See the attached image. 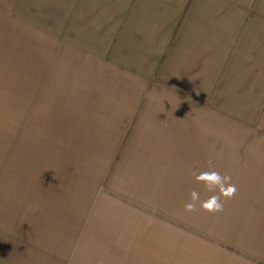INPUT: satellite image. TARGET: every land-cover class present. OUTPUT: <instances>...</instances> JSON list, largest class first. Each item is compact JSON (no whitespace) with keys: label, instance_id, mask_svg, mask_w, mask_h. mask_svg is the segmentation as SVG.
<instances>
[{"label":"crops","instance_id":"crops-1","mask_svg":"<svg viewBox=\"0 0 264 264\" xmlns=\"http://www.w3.org/2000/svg\"><path fill=\"white\" fill-rule=\"evenodd\" d=\"M0 214V264H264V0H0Z\"/></svg>","mask_w":264,"mask_h":264},{"label":"clouds","instance_id":"clouds-1","mask_svg":"<svg viewBox=\"0 0 264 264\" xmlns=\"http://www.w3.org/2000/svg\"><path fill=\"white\" fill-rule=\"evenodd\" d=\"M194 179L197 183L203 184L209 192L216 193L205 200H200V194L193 190L190 193V200L185 203V212L191 213L197 210V203L199 208L208 213H219L223 211V200L232 199L237 192V186L232 182L230 175H222L215 170L202 171L193 173Z\"/></svg>","mask_w":264,"mask_h":264},{"label":"rangeland","instance_id":"rangeland-1","mask_svg":"<svg viewBox=\"0 0 264 264\" xmlns=\"http://www.w3.org/2000/svg\"><path fill=\"white\" fill-rule=\"evenodd\" d=\"M3 220H2V214H0V223H2Z\"/></svg>","mask_w":264,"mask_h":264}]
</instances>
